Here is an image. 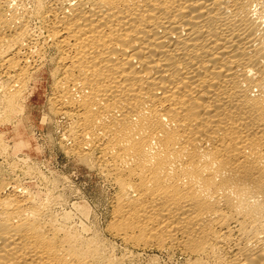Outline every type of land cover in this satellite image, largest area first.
<instances>
[{"label": "bare ground", "instance_id": "1", "mask_svg": "<svg viewBox=\"0 0 264 264\" xmlns=\"http://www.w3.org/2000/svg\"><path fill=\"white\" fill-rule=\"evenodd\" d=\"M27 4L0 0V126L49 69L44 119L65 118L67 154L117 188L113 237L264 264V0ZM53 190L0 171V264H129Z\"/></svg>", "mask_w": 264, "mask_h": 264}, {"label": "rangeland", "instance_id": "2", "mask_svg": "<svg viewBox=\"0 0 264 264\" xmlns=\"http://www.w3.org/2000/svg\"><path fill=\"white\" fill-rule=\"evenodd\" d=\"M21 2L32 6L31 0ZM31 19V29H35H32L35 35L38 31L37 37L41 36L40 21ZM51 82V72L45 69L35 80L26 109L18 112L11 122L0 126L5 143L10 147L6 153L0 154V171L5 178L30 182L44 193L55 189L54 193L51 191L57 198L55 211L67 213L75 226L84 224L97 229L101 238L115 248L116 255L129 264H192L194 257L184 255L179 249L139 248L113 237L107 228L112 220L117 188L97 169L67 154L61 141L65 118L44 119L50 113Z\"/></svg>", "mask_w": 264, "mask_h": 264}]
</instances>
